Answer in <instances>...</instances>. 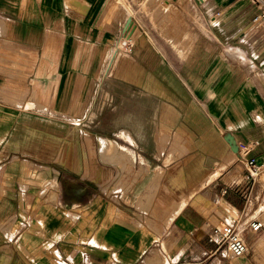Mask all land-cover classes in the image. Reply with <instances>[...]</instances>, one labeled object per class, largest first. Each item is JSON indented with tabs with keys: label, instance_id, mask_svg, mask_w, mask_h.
<instances>
[{
	"label": "crops",
	"instance_id": "1",
	"mask_svg": "<svg viewBox=\"0 0 264 264\" xmlns=\"http://www.w3.org/2000/svg\"><path fill=\"white\" fill-rule=\"evenodd\" d=\"M171 1L0 0V264H264V25Z\"/></svg>",
	"mask_w": 264,
	"mask_h": 264
},
{
	"label": "built area",
	"instance_id": "2",
	"mask_svg": "<svg viewBox=\"0 0 264 264\" xmlns=\"http://www.w3.org/2000/svg\"><path fill=\"white\" fill-rule=\"evenodd\" d=\"M170 1V0H163ZM247 14L250 16L252 23L255 26L264 25V0H247ZM251 149L246 148L240 152L241 160L245 163L248 169L246 179L248 181H256L260 177L263 171V165L258 164L255 158L249 157ZM262 223L252 224V229L254 231H260L262 228ZM212 242L218 245L225 244L228 253L234 257L239 258L246 254L248 251V246L242 239L239 231L235 228L234 224L227 223L220 227H215L213 229L212 235L210 237Z\"/></svg>",
	"mask_w": 264,
	"mask_h": 264
},
{
	"label": "rangeland",
	"instance_id": "3",
	"mask_svg": "<svg viewBox=\"0 0 264 264\" xmlns=\"http://www.w3.org/2000/svg\"><path fill=\"white\" fill-rule=\"evenodd\" d=\"M149 1L150 0H148L147 5L150 4ZM151 1H154V0H151ZM169 2L171 3L172 1L170 0ZM172 3H174V2H172ZM161 8L163 10L166 9L164 3H163V5H162ZM34 96L38 100H39V98L41 96V94L38 92L37 88H36V92H35V95ZM118 104H121V103H119V101H118ZM118 109L121 110V106H119ZM122 117L123 116H122V113L121 112H118L116 114H112L111 112L108 113L107 111H105L103 114H101L99 116V120H100V122H105V124H106L108 121L111 122V123L112 122H121L123 120ZM89 118H90V116L88 115V118H87L88 119V121H87L88 123H87V125L88 126H91L89 124V121H90ZM90 130L91 129H84L83 131H81L82 132V137H84V138L85 137L86 138H90V134H91L90 133L91 132ZM98 132H99V134H103V135L108 134V136H115L113 134H116L117 131H110V130L98 129ZM71 133H73L72 130H71ZM72 136H74V135H72ZM77 136H80L79 135V132H78ZM263 168H264V166H263ZM91 170L89 171L90 175H91ZM260 179H261L262 185H264V173L262 174V176H261ZM254 204L255 205H253V209L251 210V214L257 216V218L264 224V191L262 192V189H260L259 193L255 194ZM242 237H244V234H242ZM255 237H256V235L253 236V240H254ZM221 246H222L221 247L222 249H226V245L225 244H222Z\"/></svg>",
	"mask_w": 264,
	"mask_h": 264
},
{
	"label": "water",
	"instance_id": "4",
	"mask_svg": "<svg viewBox=\"0 0 264 264\" xmlns=\"http://www.w3.org/2000/svg\"><path fill=\"white\" fill-rule=\"evenodd\" d=\"M227 140L230 142L231 146L233 147V150L238 153L239 152V147L236 144L234 138L231 135H227Z\"/></svg>",
	"mask_w": 264,
	"mask_h": 264
}]
</instances>
